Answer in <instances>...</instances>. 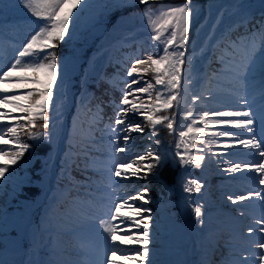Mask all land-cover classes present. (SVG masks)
Segmentation results:
<instances>
[{
  "label": "snow or ice",
  "instance_id": "1",
  "mask_svg": "<svg viewBox=\"0 0 264 264\" xmlns=\"http://www.w3.org/2000/svg\"><path fill=\"white\" fill-rule=\"evenodd\" d=\"M137 4L145 5L147 11L143 15L148 20V25L152 30L150 39L154 40L160 51H154L146 58H137L127 67L126 76L132 78L127 82V89L122 94L119 104L114 110V116L110 117L108 128L113 134L110 142L113 143V166L108 170L111 176L119 178L112 181L114 191L116 188H129L131 185H121L119 181H129L132 179L145 178L141 173H151L158 175L157 169H162L166 163V158L159 153L153 154L145 150L135 156H119L128 149L131 133L143 134L150 128L149 139L158 137V125H164L170 132L174 131L173 122L175 117L167 114L157 115L177 107L184 99L183 92L187 91L184 86L183 66L186 61L183 51L190 31V19L193 13L190 0L182 5L157 7L150 4L149 0H135ZM81 4V0H24V7L37 18V30L31 34L30 39L23 45L18 56L14 57V62L0 66V108L7 111H0V145H12L13 147H0V158L4 164L0 167V179L9 172L8 165H15L24 153L34 145L23 141L21 134L26 135L29 140L44 141L49 138V117L48 112L52 107L53 86L58 75V64L56 53L52 51L58 46V42L64 41L68 35L70 20L74 19L73 9ZM87 0H84V6ZM83 8H81V11ZM79 12L75 16H79ZM246 19V18H245ZM251 25L249 30L238 37L228 33L222 34L219 38L221 51L217 56V63L220 65L213 70L211 79H216L219 86L225 83L231 87L226 90L233 92L234 89L247 91L248 82L253 80L259 72L261 107L259 118L257 113L251 110L245 95H239V101L246 106L245 109H209L202 110L197 118L192 117V110L189 109L185 120H190L185 128L179 133V142L176 148L182 146L184 152H176L179 162L184 165H191L200 168L206 157L204 147L196 148V143L200 145L213 144L215 140L208 137L226 136L238 141L237 144L224 143L223 148L242 146L249 149V154L253 157L264 158V20ZM174 46V47H173ZM162 53V54H161ZM259 53V68H257V54ZM149 73L153 74L152 80L144 79ZM31 74V75H26ZM223 77V80L220 78ZM154 80V83H153ZM190 83V81H189ZM140 84L139 88L133 85ZM34 85L32 91L23 94H12L21 88ZM157 86H160L159 88ZM139 93L140 95H137ZM155 93V95H153ZM210 95V93H209ZM131 97V99H130ZM199 95L193 97V103L200 100ZM145 100L148 102L146 103ZM23 101L24 103H21ZM102 112V108H101ZM22 113V115H13ZM143 117L142 123H132L126 119L129 114ZM215 117L216 119H212ZM102 118V117H101ZM24 121L25 123H20ZM6 122V123H5ZM259 124V133L253 125ZM196 125H202L197 127ZM228 128L238 131L231 132ZM39 129V131H36ZM218 129V131H212ZM125 133L124 135H120ZM246 134L248 138L245 139ZM193 141L188 144L185 138ZM156 145L161 144L160 139H155ZM193 150L200 154H193ZM245 169L252 172V179L257 185H264V160L254 159L244 162H233L224 171L230 173L243 172ZM11 174V173H10ZM203 185L196 178H191L184 186V191L188 193L200 192ZM147 188L135 191L132 195L115 196L111 198L103 215L97 218L102 232L107 234L102 238L107 241L121 245H144L149 243L148 227L146 223L150 219V210L143 208L133 201L142 200L143 203L149 201L145 199ZM257 198L264 206V188L252 190L247 194L228 199L236 204L246 199ZM199 219L202 216L201 207L192 209ZM149 213V215H145ZM243 214V213H242ZM117 221L119 223H117ZM259 228H248V234L254 232H264V218L256 221ZM141 229H143L141 231ZM123 233V235H121ZM264 241V237H262ZM264 249V242L257 245ZM110 251L111 255H107ZM124 260L140 259V264L148 258V249L144 247H129L121 249L105 247V259L103 264H117L116 256ZM258 259L257 264L264 261V251L254 253ZM151 264V261H149Z\"/></svg>",
  "mask_w": 264,
  "mask_h": 264
},
{
  "label": "rangeland",
  "instance_id": "2",
  "mask_svg": "<svg viewBox=\"0 0 264 264\" xmlns=\"http://www.w3.org/2000/svg\"><path fill=\"white\" fill-rule=\"evenodd\" d=\"M99 1H104V0H99ZM192 1L198 3V7H196V10L199 13L202 12L206 0H192ZM226 1L227 0H219L218 1V5H217V8H216V10L214 12V16H213L214 18L217 17L218 10H223V9H226L227 8ZM19 2H20V0H10L9 1V4L10 5L17 6ZM134 2H135V0H131V3L130 4H132ZM261 2H262V0H247V1H244L245 4L251 5L250 6L251 9L255 8V6L259 5ZM94 3H95V0H87V4H89V5H93ZM242 3L243 2H241V0H236V3H234V4L231 5L232 10L229 11V15H230L231 18H236L242 12L245 11L246 8H245L244 4H242ZM83 6H84V0H81V4L78 5L76 9H80ZM261 7H264V5H261L258 8H261ZM76 9H73V11L75 10L73 12L74 19L70 20L68 35H66L65 39H67L68 37L71 36V33L73 32V29L76 26V20H77V17H78V16H75V13L77 11ZM122 12H123V10L119 14H121ZM31 18H33V17H27L25 19H31ZM201 23H202V16H199L198 18H194V19L190 20V31L187 34L188 39H187L185 45H188L189 43H191L192 39L194 37H196V36L199 35ZM229 23L230 22L220 21V22H218V26H221V27H222V25L223 26L224 25L227 26ZM87 24H91V22H88ZM23 26L26 27L29 30V28L24 23H23ZM137 36H139L138 33H134V37H137ZM0 39L5 40V41H10L9 38H6V37H4L2 35H0ZM157 43L158 42H156V41H153L152 42L151 54H153L154 51L159 52L160 51V48L163 47V44H160L158 48H154L153 46L154 45H157ZM104 45L105 44L101 42L99 44V48L103 47ZM3 46H4V44L0 43V49H3ZM97 51H99V49H97ZM196 58H198V60L200 61V57L199 56H196ZM145 139L148 140L147 138H145ZM254 159H259V158L254 157L253 160ZM260 159L261 160H264V158H260ZM96 163L102 164V165H106V159L105 158H102L99 161H97ZM249 174L250 175H253V173L250 172V171H249ZM254 183H255V181H254ZM241 207H242L241 201L238 202V203H236V204H233L232 205V208H231V210L229 212V214H235L237 216H241L242 213L243 214L246 213L247 211L246 210H243ZM193 208H191L190 210H188L184 214L179 215V220H177V221H174V220L170 219V222H169L170 228L168 229V233H170L172 230H176L180 225H183L185 220L190 219V218L192 219L194 217V215H195L194 212L192 211ZM218 220L220 222H222L223 219L222 218H218ZM231 221H232V219H229V217H227V219L225 221V224H228L229 225ZM225 224H224V227H225ZM221 232L219 234V239L217 241V245L215 246V250L216 249L218 250V253H219L218 256L222 257L223 259L214 260V261H216L215 264H233V257H234V255L230 252L229 248H221V247H224V246H228L227 243L233 241V236L231 235L230 230L228 228L226 230H223L222 229ZM33 262L34 261L32 259H30L29 262L28 261H24L23 264H32ZM129 262L132 263V264H135V262L133 260H130ZM211 264H214V263L212 262Z\"/></svg>",
  "mask_w": 264,
  "mask_h": 264
}]
</instances>
